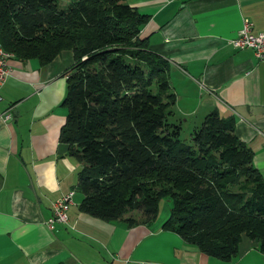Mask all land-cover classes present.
<instances>
[{
    "label": "trees",
    "instance_id": "obj_1",
    "mask_svg": "<svg viewBox=\"0 0 264 264\" xmlns=\"http://www.w3.org/2000/svg\"><path fill=\"white\" fill-rule=\"evenodd\" d=\"M146 20L126 0H0V47L41 64L72 52L58 138L80 162L79 211L131 225L152 220L163 198L162 227L202 252L229 259L244 233L264 254V178L252 149L234 116L216 109L179 137L170 63L138 34Z\"/></svg>",
    "mask_w": 264,
    "mask_h": 264
},
{
    "label": "crops",
    "instance_id": "obj_2",
    "mask_svg": "<svg viewBox=\"0 0 264 264\" xmlns=\"http://www.w3.org/2000/svg\"><path fill=\"white\" fill-rule=\"evenodd\" d=\"M126 1L147 15L138 32L147 48L170 63L171 118L181 125L193 120V126L211 109L233 115L234 133L252 149L264 178V60L230 42L243 19L251 32L264 30V0ZM71 61L69 49L45 64L5 57L0 112L9 117L0 116V264H264L257 241L244 233L229 259L202 252L162 227L169 207L131 225L77 209L80 162L58 138L66 113L62 72ZM68 191L66 222L48 225L51 202Z\"/></svg>",
    "mask_w": 264,
    "mask_h": 264
},
{
    "label": "built area",
    "instance_id": "obj_3",
    "mask_svg": "<svg viewBox=\"0 0 264 264\" xmlns=\"http://www.w3.org/2000/svg\"><path fill=\"white\" fill-rule=\"evenodd\" d=\"M230 42L236 47H250L256 58L264 60V30L253 33L250 30V23L243 19L242 25L237 31L236 35L230 39ZM10 55L9 52L0 47V83L5 75L4 60ZM0 116L8 118V112H0ZM71 191L61 194L58 198L51 202V215L47 218L46 223L49 225L53 220L66 222V206L70 201ZM124 264H139V262H129L126 260Z\"/></svg>",
    "mask_w": 264,
    "mask_h": 264
},
{
    "label": "rangeland",
    "instance_id": "obj_4",
    "mask_svg": "<svg viewBox=\"0 0 264 264\" xmlns=\"http://www.w3.org/2000/svg\"><path fill=\"white\" fill-rule=\"evenodd\" d=\"M65 1H67V0H59L60 4H63ZM192 122H193V120H188L185 124L181 125L180 134H179V137L181 139L188 140L189 131L192 128ZM76 192H80V191L76 190ZM169 204L170 203L168 201L164 200L163 198L160 199L159 207H158V214L161 213V211H163V207H165L166 211H167ZM129 262H131V261H129Z\"/></svg>",
    "mask_w": 264,
    "mask_h": 264
}]
</instances>
